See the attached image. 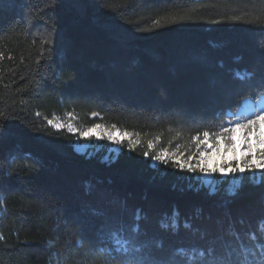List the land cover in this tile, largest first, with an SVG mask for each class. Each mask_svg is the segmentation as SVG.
<instances>
[{"label": "trees", "instance_id": "16d2710c", "mask_svg": "<svg viewBox=\"0 0 264 264\" xmlns=\"http://www.w3.org/2000/svg\"><path fill=\"white\" fill-rule=\"evenodd\" d=\"M179 15L192 19L165 23ZM0 52V264H169L180 248L264 259V180L208 196L199 173L143 156L158 134L175 147L264 97V0H0ZM68 112L141 142L114 162L81 155L48 124ZM136 225V250L116 251L108 234Z\"/></svg>", "mask_w": 264, "mask_h": 264}, {"label": "snow or ice", "instance_id": "6c2138e0", "mask_svg": "<svg viewBox=\"0 0 264 264\" xmlns=\"http://www.w3.org/2000/svg\"><path fill=\"white\" fill-rule=\"evenodd\" d=\"M192 17L188 15L174 16L170 20L165 21L167 24L176 23L178 21L191 20ZM234 20L242 19L239 16L233 17ZM219 22V21H217ZM161 26L159 20L154 22V27ZM0 59H3V53L0 52ZM244 79L243 76L240 77ZM225 120L219 124L209 122L205 125L203 122L200 123L201 131H196L194 134L189 135L187 140L183 143L176 144L175 148L172 147V141H169L166 145L163 144V134H158L154 138L147 141V150L143 152L144 157H151L150 167L158 169L160 165H171L173 168L180 172L187 173H199L200 175L195 177L200 181L199 185L196 186L195 190L199 191L201 188L207 189L208 196H215L219 191V186L213 182L210 177L214 174H218L221 178L231 176L232 179L229 181L227 187L224 189L226 195L235 196L237 190L241 187L244 177L237 176V173L248 172L251 174L250 179L253 183L259 184L264 180V147H260L264 144V139L261 137L260 125L264 123V97L258 99H242L235 110L231 108L224 111ZM72 113H68L69 118L72 117ZM96 116V113L92 114ZM220 113H216L218 117ZM3 116V113H0ZM48 124L60 130L65 127L62 122H56V120H48ZM67 127H71L68 125ZM212 128L214 130L210 131ZM242 130L243 144L242 148L247 149V154L241 158L243 166L236 162V166L228 160H223L222 164L218 163L215 166H211L208 163V156L212 152L219 153L222 145L225 151L232 150L235 152V133L237 129ZM253 129L256 130V150L255 155L259 158V163H251L252 160V148L253 145L250 142V137ZM99 130V131H97ZM120 131L121 136L115 135L114 132ZM3 135V128L0 127V136ZM79 136L82 139L91 140L93 137L96 139H106L115 145H122L124 140L121 137H125L128 140V151L131 152L135 145L141 142L140 139H133L137 136L135 132H129L127 130H119L116 125H112L110 128L103 124H94L87 130L79 132ZM177 138H180V134L177 133ZM163 145L157 150V145ZM74 150L81 154L87 155L89 158L93 153L89 152V144H75L73 145ZM123 148H112L109 153L103 158L104 162H114L119 158V155L123 152ZM259 170V171H258ZM166 171V169H165ZM192 187V186H189ZM135 219H140L139 214L136 215ZM164 228L169 227L167 224L162 225ZM175 226V222L173 224ZM186 228L190 225L185 224ZM132 236L125 237L121 231L113 230L108 235L109 238L116 246V251L129 253L136 250L135 244L137 243L140 235L139 225H136L132 229ZM255 239V238H254ZM141 247H148L150 250V242H145ZM262 254H264V245H258ZM251 252V249H243V255L245 257L242 261H227L223 259H216L213 255L214 250L209 248L207 250L191 248L185 249L180 248L173 254V259L169 261V264H254L253 261L248 260L247 256ZM179 257L180 259H176ZM212 257L210 259H206ZM130 264H157L151 257H141L139 259L133 258ZM259 264H264V259L259 261Z\"/></svg>", "mask_w": 264, "mask_h": 264}, {"label": "rangeland", "instance_id": "374dc122", "mask_svg": "<svg viewBox=\"0 0 264 264\" xmlns=\"http://www.w3.org/2000/svg\"><path fill=\"white\" fill-rule=\"evenodd\" d=\"M68 113H71V112H68ZM68 113H65L64 115H53L52 117L47 118V120H56V122H62V123L65 124L64 129H67L68 131L76 134L77 138H76V140L74 142V145L75 144H89L90 147H89L88 151L93 153V155L101 154L103 156V158H104V156L106 154L109 153L110 149H112V148H121V145H115L112 142L107 141L106 139H99L98 140L95 137H93L91 140L82 139L79 136V132L83 131V130H87L88 128H90L94 124H103V125H105L108 128H110L111 125H108V124H105V123H102V122H96V123H93V124H89L87 121L83 120L80 116H78L75 113H72L73 114L72 117L69 118ZM68 125H71V127L70 128L67 127ZM117 129L123 130V129H120L118 127H117ZM97 131H99V130H97ZM260 133H261L262 139H264V123H262L260 125ZM114 134L118 135V136H121V132L120 131H116V132H114ZM256 135H257L256 130L253 129V131L251 133V137H250V142L253 145V148H252V160L250 162L253 163V164L260 162L259 158L256 157V155H255V150H256V147H257ZM121 138L124 141L127 140V138H125V137H121ZM133 139H140V137H139V135H137L136 137H133ZM234 139L236 141V143H235V152H233L230 149L225 151V148L222 145L219 153L212 152L211 155L208 156V163L211 166H215L218 163L222 164V161L225 160V159L230 161V162H232L233 166H236V162H239V165L243 166V161L241 160V158L244 157L247 154V149L242 148L243 138H242V130L241 129L238 128L236 130ZM260 147H264V144H261ZM159 148H157V150H159ZM173 148H175V147H173ZM245 173H248V172H245ZM245 173H243V174H245ZM243 174L237 173V176H241ZM250 176H251V174H250ZM209 179H211L213 182L218 184V186L220 187V184H221L222 181H227L229 183V181H231L232 177L229 176V177L221 178L218 174H214ZM113 245L115 246L114 243H113Z\"/></svg>", "mask_w": 264, "mask_h": 264}]
</instances>
